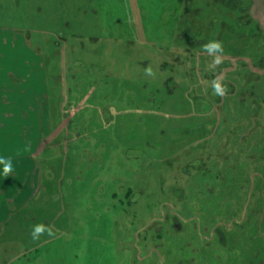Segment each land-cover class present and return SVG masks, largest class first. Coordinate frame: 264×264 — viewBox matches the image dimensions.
<instances>
[{"label": "rangeland", "instance_id": "obj_1", "mask_svg": "<svg viewBox=\"0 0 264 264\" xmlns=\"http://www.w3.org/2000/svg\"><path fill=\"white\" fill-rule=\"evenodd\" d=\"M0 69L42 109L0 138L41 136L0 150V264H264V0H0Z\"/></svg>", "mask_w": 264, "mask_h": 264}, {"label": "crops", "instance_id": "obj_2", "mask_svg": "<svg viewBox=\"0 0 264 264\" xmlns=\"http://www.w3.org/2000/svg\"><path fill=\"white\" fill-rule=\"evenodd\" d=\"M18 72H20V70ZM11 74L13 75L11 70L1 71L0 69V138L5 132H15L18 130V117H22V120H25L29 111L30 113L35 112L38 115L40 114V117H42V109H40L39 101L37 100V95L41 92L33 87L31 73H29L28 84L25 80L26 74L19 76L22 80L21 82L16 84L10 83L8 75ZM32 89H34V92ZM40 117H38L39 121L41 120ZM5 121L8 122V124H6ZM22 126H24V124ZM37 130L36 126H34L33 132L29 130L31 131L29 137L24 136V138H18L12 142L0 143V150L5 151L7 155H13V150L19 147L22 150V153L18 151L19 155L27 154L30 156L31 153L36 151L40 146V130ZM12 158L13 157H10L9 159ZM0 187L3 188L2 185Z\"/></svg>", "mask_w": 264, "mask_h": 264}, {"label": "clouds", "instance_id": "obj_3", "mask_svg": "<svg viewBox=\"0 0 264 264\" xmlns=\"http://www.w3.org/2000/svg\"><path fill=\"white\" fill-rule=\"evenodd\" d=\"M204 52H206L210 57L211 61L208 64V70L214 71L219 65L223 63L224 56V45L222 41L210 40L202 45ZM145 75L148 77H155L156 73L153 68L149 65L145 68ZM208 86L211 87L212 93L218 97H225L227 95L228 89L226 84L223 82L221 76H216L210 82H206ZM0 165H3V175L8 177L13 172V167L10 159H5L0 157ZM47 234L49 237L55 235L51 225H45L44 223H39L33 225L30 231V236L33 241H38L41 236Z\"/></svg>", "mask_w": 264, "mask_h": 264}]
</instances>
